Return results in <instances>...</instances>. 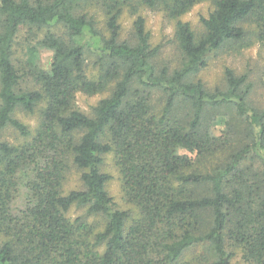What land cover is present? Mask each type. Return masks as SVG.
<instances>
[{
	"label": "trees",
	"instance_id": "trees-1",
	"mask_svg": "<svg viewBox=\"0 0 264 264\" xmlns=\"http://www.w3.org/2000/svg\"><path fill=\"white\" fill-rule=\"evenodd\" d=\"M143 9L174 24L175 65H158ZM256 43L264 0H0V264H264V105L250 72L197 78ZM78 94L107 96L86 114Z\"/></svg>",
	"mask_w": 264,
	"mask_h": 264
},
{
	"label": "rangeland",
	"instance_id": "rangeland-1",
	"mask_svg": "<svg viewBox=\"0 0 264 264\" xmlns=\"http://www.w3.org/2000/svg\"><path fill=\"white\" fill-rule=\"evenodd\" d=\"M209 9L210 5L207 3L198 4L184 17V20L188 21L194 29L200 30L202 29L200 20L203 17H207ZM138 15L142 16L145 20L146 29L151 35L152 45L160 47V55L156 58L158 65H175L178 63L179 54L173 41L174 24L157 11L143 9L138 13ZM135 17L136 15L130 14L129 11L124 12L121 18L122 34L124 38L130 32L132 28V21ZM98 21L99 23H102L101 16H99ZM99 28L102 30L101 24L99 25ZM42 58L44 66L47 67L50 62V53L43 54ZM225 68H231L237 74L250 72V79L255 84V92L250 99L254 105H264V89L260 88L258 85L259 78L260 83H264V80L262 79V74L264 73V45L256 43L248 49H243L239 53L227 48L219 50L216 53H212L207 59L206 68L197 74V78L201 79L208 89L220 87L223 84V74ZM105 96H107V94L94 97H86L78 94L76 98V106L84 113L89 114L91 107ZM159 99V93H154L153 101L158 103ZM18 117L30 126L33 125L32 118L24 119L22 114L18 115ZM222 127L223 126L221 124H217L213 128V132L216 136L221 134ZM3 138L9 142H15L16 135L12 131H6L3 134ZM179 153L191 157L194 156L184 150H180ZM106 164L105 170L112 176V180L108 184L109 194L113 197L118 206H122L120 201L117 173L114 168H112L108 158L106 159ZM80 187L79 173L73 170L65 188L66 190H73L79 189ZM77 214H79V212H77ZM235 262V264H243L239 260H235Z\"/></svg>",
	"mask_w": 264,
	"mask_h": 264
}]
</instances>
